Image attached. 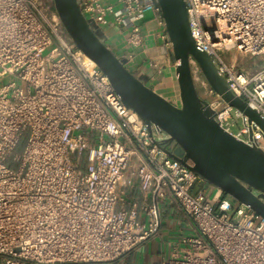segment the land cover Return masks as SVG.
I'll use <instances>...</instances> for the list:
<instances>
[{
    "label": "built area",
    "instance_id": "2783aa9c",
    "mask_svg": "<svg viewBox=\"0 0 264 264\" xmlns=\"http://www.w3.org/2000/svg\"><path fill=\"white\" fill-rule=\"evenodd\" d=\"M185 1L197 46L264 116V65L251 73L223 56L264 55V0ZM81 7L86 18L124 31L131 47L143 46L150 12L171 47L152 0ZM90 60L54 0H0V264H116L158 233L169 198L195 234L180 238L162 264H264V217L220 189H197L196 173L157 143L169 134L126 107ZM202 88L220 125L264 150L262 130L209 84ZM166 149L184 155L175 141ZM131 190L142 202L128 209Z\"/></svg>",
    "mask_w": 264,
    "mask_h": 264
},
{
    "label": "water",
    "instance_id": "95a60500",
    "mask_svg": "<svg viewBox=\"0 0 264 264\" xmlns=\"http://www.w3.org/2000/svg\"><path fill=\"white\" fill-rule=\"evenodd\" d=\"M161 12L165 31L176 61L179 104L157 93L149 77L131 72V55L119 56L107 44L109 25L86 18L81 0H54L56 10L69 35L109 78L123 103L148 125L154 123L169 138L157 141L172 158L188 166L199 179L264 217V150L250 145L225 130L216 112L198 91L192 60L196 61L208 84L229 106L239 110L248 123L264 133V116L232 89L220 66L195 41L185 0H152ZM250 135L252 130L250 128ZM175 141L182 157L168 151Z\"/></svg>",
    "mask_w": 264,
    "mask_h": 264
},
{
    "label": "crops",
    "instance_id": "0c3cea01",
    "mask_svg": "<svg viewBox=\"0 0 264 264\" xmlns=\"http://www.w3.org/2000/svg\"><path fill=\"white\" fill-rule=\"evenodd\" d=\"M144 26L146 39L141 47L128 46L124 37L118 36L125 35V32L113 25H109L107 44L119 56L132 55L127 64L128 69L135 74L147 75L149 77L147 84L151 88L174 104H179V86L175 74L176 61L171 55V47L159 36V33L164 31V27L160 26L154 14L150 12L147 14ZM223 56L230 62L231 55L228 52H223ZM194 77L198 89L208 84L203 75L200 78L195 75ZM196 188L208 194L216 191V188L202 181L197 182ZM141 202L142 197L138 190H131L125 196V206L128 209L132 208L134 203ZM161 219L158 233L128 252L116 264H162L170 258L175 249V243L180 238L195 234L190 218L173 198H169L161 205Z\"/></svg>",
    "mask_w": 264,
    "mask_h": 264
},
{
    "label": "rangeland",
    "instance_id": "374dc122",
    "mask_svg": "<svg viewBox=\"0 0 264 264\" xmlns=\"http://www.w3.org/2000/svg\"><path fill=\"white\" fill-rule=\"evenodd\" d=\"M119 37H124V34H121V35H118ZM229 55H231V58H230V63L231 64H235V66H241V67H247L245 68L247 71L249 72H252L256 69H258L259 67L263 66L264 65V55H259V56H255V57H252V56H249V55H243V56H240V55H235L233 56V53L232 52H228ZM256 58V59H254ZM252 59H254V61H252ZM241 60L243 62H241ZM255 62V63H254ZM194 73H195V76H197L198 78H200V76L202 75L201 73V70L199 68H197L196 66H194ZM9 81V78L8 77H5L3 79V83H7ZM2 83L0 82V85ZM199 91V94L201 97H203V88L202 87H199L198 89ZM209 100H211V98H209ZM235 110L232 111V119L233 120L234 118H236L235 116ZM243 123L242 121L239 119L236 121V124L234 126H232V131L234 132H239L241 127H242ZM214 193V192H213ZM213 193H211L210 195H212Z\"/></svg>",
    "mask_w": 264,
    "mask_h": 264
},
{
    "label": "bare ground",
    "instance_id": "6f19581e",
    "mask_svg": "<svg viewBox=\"0 0 264 264\" xmlns=\"http://www.w3.org/2000/svg\"><path fill=\"white\" fill-rule=\"evenodd\" d=\"M90 62H91V64H92L94 67H96V68L98 67L97 64H96L94 61L90 60Z\"/></svg>",
    "mask_w": 264,
    "mask_h": 264
}]
</instances>
